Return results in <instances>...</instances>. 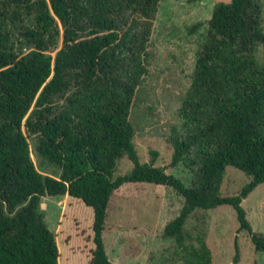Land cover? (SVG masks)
I'll use <instances>...</instances> for the list:
<instances>
[{"label": "trees", "instance_id": "trees-1", "mask_svg": "<svg viewBox=\"0 0 264 264\" xmlns=\"http://www.w3.org/2000/svg\"><path fill=\"white\" fill-rule=\"evenodd\" d=\"M160 1L0 0V264H57L38 204L64 195L91 208L89 264H114L101 234L110 196L128 182L168 186L182 197L160 238L183 264H214L188 218L222 204L233 209L253 250L264 253V237L240 206L264 183V62L254 55L257 46L264 52L260 1L216 2L205 21L169 137V165L190 169L187 186L154 165L155 150L140 162L128 121ZM122 157L130 168L116 173ZM225 166L247 178L236 194L220 195ZM233 246L235 263V238Z\"/></svg>", "mask_w": 264, "mask_h": 264}, {"label": "rangeland", "instance_id": "rangeland-1", "mask_svg": "<svg viewBox=\"0 0 264 264\" xmlns=\"http://www.w3.org/2000/svg\"><path fill=\"white\" fill-rule=\"evenodd\" d=\"M228 0H161L146 45V73L136 87L128 114L133 128L132 141L140 162L148 160L149 150L157 155L154 165L177 177L187 186L190 169L182 162L169 165V137L179 125L180 100L190 83L195 57L204 38L212 6ZM260 26L264 31V0ZM199 27L190 32L194 23ZM60 45V37L57 48ZM53 56L54 51L49 52ZM255 57L264 62V52L257 46ZM28 142L32 146L31 137ZM37 167V159L30 154ZM130 162L122 157L116 173H124ZM247 178L225 166L220 195L238 192ZM182 197L168 186L153 183H124L113 191L106 207L102 242L107 258L114 264H183L178 250L160 238L163 226L177 215ZM251 229L264 237V183L256 185L240 201ZM38 209L46 227L53 233L58 250L57 264H89L92 244L91 208L80 199L64 196L40 197ZM193 232L203 233V240L214 264H264V253L253 250L233 209L226 204L212 209H197L188 218ZM234 238L238 256L232 262Z\"/></svg>", "mask_w": 264, "mask_h": 264}]
</instances>
